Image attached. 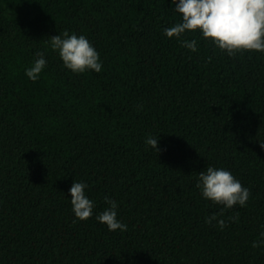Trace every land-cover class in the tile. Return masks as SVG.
Instances as JSON below:
<instances>
[{"label": "trees", "instance_id": "1", "mask_svg": "<svg viewBox=\"0 0 264 264\" xmlns=\"http://www.w3.org/2000/svg\"><path fill=\"white\" fill-rule=\"evenodd\" d=\"M172 0H0V264H264V53L197 51L164 34ZM85 35L102 70L73 73L50 37ZM43 52L36 81L25 68ZM154 135L161 151L146 144ZM208 165L250 189L221 212ZM73 180L124 232L75 219ZM237 216L221 229L205 217ZM75 219V222H74Z\"/></svg>", "mask_w": 264, "mask_h": 264}, {"label": "clouds", "instance_id": "2", "mask_svg": "<svg viewBox=\"0 0 264 264\" xmlns=\"http://www.w3.org/2000/svg\"><path fill=\"white\" fill-rule=\"evenodd\" d=\"M172 4L182 18L163 31L168 38H177L182 47L197 51L196 39L182 37L187 31H198L229 56L245 51L264 53V0H172ZM50 46L57 51L63 66L73 73H99L102 70L103 61L99 52L83 34H69L65 30L62 35L50 37ZM35 55L36 59L25 68V75L32 81L40 78L48 63L43 52ZM158 140L154 135H148L145 142L158 153L161 151ZM87 187L86 182L73 180L68 189L75 219L87 220L94 215L109 231H126L128 225L118 218L117 201L104 196L106 207L96 213L95 202L86 193ZM196 187L204 199L223 205L221 212L234 206H246L251 195L250 189L242 185L230 170L212 165L198 173ZM238 218L237 215L225 219L219 213H212L205 217V223L215 222L223 229L229 221L236 222ZM261 246H264V230L252 241V247Z\"/></svg>", "mask_w": 264, "mask_h": 264}]
</instances>
